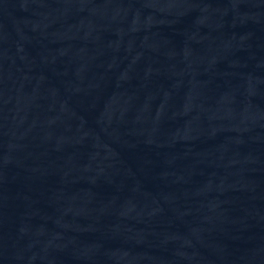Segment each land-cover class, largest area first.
<instances>
[{
  "label": "water",
  "instance_id": "95a60500",
  "mask_svg": "<svg viewBox=\"0 0 264 264\" xmlns=\"http://www.w3.org/2000/svg\"><path fill=\"white\" fill-rule=\"evenodd\" d=\"M213 63L264 119V0H167Z\"/></svg>",
  "mask_w": 264,
  "mask_h": 264
}]
</instances>
